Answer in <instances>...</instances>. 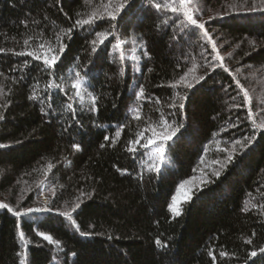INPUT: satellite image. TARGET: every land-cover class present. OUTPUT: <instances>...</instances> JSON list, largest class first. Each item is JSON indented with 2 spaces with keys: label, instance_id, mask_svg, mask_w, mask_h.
Masks as SVG:
<instances>
[{
  "label": "trees",
  "instance_id": "16d2710c",
  "mask_svg": "<svg viewBox=\"0 0 264 264\" xmlns=\"http://www.w3.org/2000/svg\"><path fill=\"white\" fill-rule=\"evenodd\" d=\"M242 1L207 0L226 10L205 27L221 42L212 38L221 67L203 30L148 0H134L114 21L104 15L83 27H74L75 21L103 14L109 0H0V144L7 145L0 148V202L9 196L14 209L41 207L44 183V206L53 209L22 217L0 209V264L22 258L26 264H264V129L256 126L264 117V89L255 97L249 78L235 73L245 65L264 68V11H250L252 0ZM70 27V38L63 36ZM97 32L110 35L93 52ZM58 35L66 49L52 76L41 71L42 60L17 54L43 55L49 45L57 48ZM189 69L188 79L205 77L191 89L176 83ZM76 72L98 97V111H88L87 92L82 90L83 104L74 98ZM50 83L65 91H45ZM141 86L144 95L137 97ZM33 89L37 100L28 99ZM162 120L179 130L165 145L164 161H157L160 172H150L152 147L137 146L135 153L127 147L140 132L146 143L152 132L145 130L151 125L159 132ZM194 179L201 182L179 204L181 215H174L172 197ZM76 203L80 207L72 211Z\"/></svg>",
  "mask_w": 264,
  "mask_h": 264
},
{
  "label": "snow or ice",
  "instance_id": "6c2138e0",
  "mask_svg": "<svg viewBox=\"0 0 264 264\" xmlns=\"http://www.w3.org/2000/svg\"><path fill=\"white\" fill-rule=\"evenodd\" d=\"M89 0H85V3H88ZM149 5H151L152 7H154L157 11H161V10H169L173 13H181L184 18L187 21L188 25L194 26L195 28H198L200 30H203V37L212 45V50L213 52L216 53V59L218 61L221 62L220 66L223 67V57L220 56L219 52L216 49V44L213 41L212 37L209 35L208 31L205 29V24L203 22L198 21V19L195 17L194 13L195 11H197L198 9L196 8L195 4H194V0H172L171 3H154V0H148ZM132 7H134V0H118L117 3H113L112 0H109V3L107 6H104L103 8V14H101L98 11H93L87 19H77L75 21L74 27H83L85 25H92L95 20L97 18H103L104 15H106L110 20H116L118 15L123 12L125 9H131ZM249 10L250 11H264V0H259V3H257V0H252V3L249 5ZM163 23H167V21H164ZM181 24H184V21H181ZM185 27L187 25H184ZM115 27V26H113ZM72 31V28H68L67 30L63 31V36L65 37H69L70 38V33ZM110 33L108 32H97L96 33V37L95 39L91 40V45H92V51L95 52L97 50L98 45L103 44L105 42V40L108 39ZM58 45L57 48L53 49L50 45L47 47V51L43 53V55H41L40 53H38L37 51H22L20 53H17L18 55H26L29 57H32L35 60H42V64L43 67L41 69V71L45 72L47 75L52 76L53 75V69H55L57 67V64L60 60V54L63 53L66 49V44L61 40L60 36L58 35L56 37ZM121 43L122 41H120L119 39L117 40V43L115 44V48L116 49H120L121 47ZM251 43H255V42H251ZM24 45L28 46L29 45V40L25 39L24 40ZM40 49H44L45 45L44 44H40L39 45ZM5 51L4 49L0 48V52ZM145 55H147V53H145ZM24 68H27L28 65L25 64L23 65ZM123 71V69H121V72ZM194 70L193 69H189V72H186L184 75H182L179 79V81H177V84H183L185 87L191 89L194 87V83H199L200 81L204 80L205 77L204 76H195L193 75L191 77V79H188L190 73H192ZM237 84L239 85L240 82L239 80H237ZM176 86V85H173ZM241 86V90L243 91V95H244V99L245 102H249L250 103V97H249V93L246 89L243 88L242 85ZM50 88H56L60 91H65V89L63 87H61L60 84H48L45 88V91H47ZM71 88L74 92V98L78 99L80 101L81 104H83L84 102V95L83 92H87L86 89H84V82L82 80L81 77V73L76 72L75 73V81L71 84ZM83 90V92H82ZM144 88L141 86L139 91L136 93L137 97H142L144 95ZM87 95L90 97V107L88 108V111L91 112H96L98 111V107H97V101H98V97H96L95 95H93L91 92H87ZM39 98V94L36 91V89H33V92L31 95H29L28 99L29 100H37ZM45 99H47V97H45ZM181 99H187V97H183ZM49 108L52 107L51 104L48 105ZM173 107H177L176 104L172 105ZM178 107L183 108L184 104L180 103L178 105ZM66 108L69 112H75V109L73 107L72 103H68L66 105ZM41 111L43 112L44 109L41 108ZM252 113L249 112V116L251 117ZM136 119H140L139 114L136 115L135 117ZM4 116L3 114H0V120H3ZM255 123V121H254ZM257 127L264 129V121L260 122L259 124H256ZM160 131L158 132L156 130L155 127H152L151 125L149 126L148 129H146L145 131H151L152 132V136L147 137V142L141 144V141L145 139L144 136V132H140L137 134V139H134L132 141L129 142V146L127 147V151L130 153H135L138 150L137 146L143 147V148H149L152 147V152L149 155V161H152V163L149 165L148 171L150 172H156L159 173L160 172V166L159 163H157V161L159 162H163L164 161V157H165V145L167 144L168 141L172 140V138L176 135L177 131L179 130L178 128H174L172 127L166 120H162L160 122ZM121 135L120 131H117L115 133L116 137H119ZM105 140H110L109 137L105 136L104 137ZM240 142L237 141V144H239ZM104 145H101V147H103ZM7 147V145L4 144H0V148H4ZM72 147L76 150H79L80 145L79 144H73ZM232 160V155L229 154L228 156V160L227 162H231ZM226 162V163H227ZM225 165L221 164V168H223ZM53 166L51 164L48 165V170L50 171L51 168ZM123 172H126L127 170H122ZM213 175L215 176H219L220 172H215L213 173ZM142 178V177H141ZM188 183L187 181H185L184 183H182L179 186V189L177 190L179 192L180 189L184 188V185ZM54 190H53V195H54ZM79 199V198H78ZM191 196L188 193H185L184 195V200H190ZM44 204L47 205L48 201L45 200ZM80 207V203H76L75 206L73 207L72 211H75L76 209H78ZM0 209H6L9 213H12L14 216L17 217H22V216H27L31 213H45V212H52L53 209L49 206H42V207H28V208H24L23 210H19L18 208L14 209L12 207H10L7 203H2L0 202ZM169 210L176 216L181 215V208L179 207V200L177 198V196H173L172 197V202L169 205ZM61 215L67 217L71 223L73 224V226L76 228L77 231H79V226L76 224L75 220L72 219V216L70 214V212L68 211H64L62 213H60ZM19 227V225L17 226ZM86 233L81 232V235H85ZM37 236L42 237V239L44 241H47L48 244L52 245H56L57 247L59 246V242L54 240L53 237L51 235L45 234L42 231H37L36 232ZM18 236L20 241L27 246L29 244V241L26 239L25 233L21 230L18 232ZM156 243L159 245L161 244L160 240H157ZM248 243H251V241H248ZM261 252H264V248L261 249ZM221 255H226V253H221ZM252 255H256L255 252L252 253ZM19 264H26V260L25 258L20 259Z\"/></svg>",
  "mask_w": 264,
  "mask_h": 264
},
{
  "label": "rangeland",
  "instance_id": "374dc122",
  "mask_svg": "<svg viewBox=\"0 0 264 264\" xmlns=\"http://www.w3.org/2000/svg\"><path fill=\"white\" fill-rule=\"evenodd\" d=\"M197 1H199V4L198 3L197 4L194 3V4H195L196 8H198V6L201 7V8H199V13H200V11H201V13L198 14L197 13L198 10L195 11V17L198 19V21L203 22L204 24L206 23L205 24V27H207V29L209 28V26L207 24H208V22H210V20H211V18H212L213 15H215V16L216 15H219V14L223 15V12L226 11V10L225 11L224 10H220L221 7H220V9L219 8L214 9L213 7L211 8L210 7L211 5L210 4H207V0H197ZM244 1L246 2V0H243L242 3ZM248 1L249 0H247V2ZM227 4H230V3L227 2ZM232 5H234V4H232ZM222 6H224V9L227 8V7H229V5H226V4L225 5L222 4ZM203 13L206 14V16H203L204 15ZM220 17L221 16H217L218 19ZM209 33H210V31H209ZM211 33H213V30L211 31ZM212 38L215 39L217 41V44L220 45L221 42H218L216 36L215 37L213 36ZM227 53H229V51H227ZM250 67L251 66H249V65L248 66L245 65L244 67L236 68L235 73H236V71H240L242 73V75H244V77L249 78V81H248V82H250L249 87L252 88L253 91H256L255 92L256 93L255 94V97H259L261 95L260 93H262L261 92V89H264V87L261 88V85L264 83V68L263 69L262 68L261 69H256V68L251 69ZM261 119L264 121V117L261 118ZM200 182H201V180L194 179L192 183L185 184L183 189H180L179 192L177 191V193L174 196H177V198L179 200V204L184 200L185 193H189L192 190V188H195L197 186V184L200 183ZM43 187H44V183L41 186V189L42 190H41V194L39 195V198H38L39 199V202H41V205L42 206L45 205L44 204V201L47 200L46 194H45V190H44L45 187L44 188ZM9 199H11L9 196H4L2 198V201H5L6 203H8V200Z\"/></svg>",
  "mask_w": 264,
  "mask_h": 264
}]
</instances>
